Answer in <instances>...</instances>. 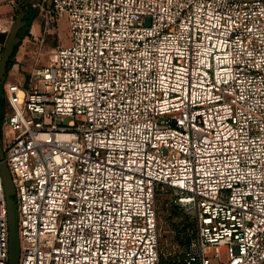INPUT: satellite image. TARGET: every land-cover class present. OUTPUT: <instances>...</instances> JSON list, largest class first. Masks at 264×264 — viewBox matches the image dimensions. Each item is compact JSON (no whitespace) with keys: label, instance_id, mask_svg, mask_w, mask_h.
I'll return each mask as SVG.
<instances>
[{"label":"built area","instance_id":"2783aa9c","mask_svg":"<svg viewBox=\"0 0 264 264\" xmlns=\"http://www.w3.org/2000/svg\"><path fill=\"white\" fill-rule=\"evenodd\" d=\"M39 6L71 42L1 86L19 264H264V0ZM161 193L193 217L182 252L161 250Z\"/></svg>","mask_w":264,"mask_h":264},{"label":"rangeland","instance_id":"374dc122","mask_svg":"<svg viewBox=\"0 0 264 264\" xmlns=\"http://www.w3.org/2000/svg\"><path fill=\"white\" fill-rule=\"evenodd\" d=\"M23 1L0 0V17L7 18L11 23L8 30L3 34L8 36L9 29L17 21L19 14L25 11L22 8ZM34 6H37L39 9L38 16L31 27V33L27 34L19 42V47L15 55V62L20 64L24 70H29L37 64L48 63L54 47L68 45L71 42L70 32L65 18H61L56 23L55 28L52 26L45 32L44 12L39 5ZM69 119L67 118V120ZM157 207L161 250L166 254L184 251L195 232L193 217L175 205L172 194L170 193H161L157 196ZM181 239H184L183 244L180 242ZM226 255V251L222 250L221 258L225 259Z\"/></svg>","mask_w":264,"mask_h":264},{"label":"water","instance_id":"95a60500","mask_svg":"<svg viewBox=\"0 0 264 264\" xmlns=\"http://www.w3.org/2000/svg\"><path fill=\"white\" fill-rule=\"evenodd\" d=\"M33 5H39L42 0H30ZM25 11L21 12L17 21L9 29V34L4 43V49L0 58V96L1 86L6 79L7 65L13 54L15 47L27 34L31 33V27L26 26L23 19ZM0 173L5 181V192L8 205V225H9V262L8 264H19L20 260V238L18 229V206L14 197L15 187L12 181L11 172L5 158V152L0 137Z\"/></svg>","mask_w":264,"mask_h":264},{"label":"trees","instance_id":"16d2710c","mask_svg":"<svg viewBox=\"0 0 264 264\" xmlns=\"http://www.w3.org/2000/svg\"><path fill=\"white\" fill-rule=\"evenodd\" d=\"M23 2H24V4L22 5V8L26 12L24 17H23V19L26 21V25L27 26L32 27L35 19L38 16L39 9H38L37 6L32 5L30 3V0H24ZM6 36H7L6 34H2L1 35L2 42H4L6 40ZM18 47H19V45H17L15 47V50H14L13 54L11 55V58H10V60L8 62V65H7V71L8 72L11 69L12 65L15 63V55L17 53ZM5 105H6V101L3 98V95H1L0 96V115H1V112L4 109ZM0 126H1V117H0ZM180 242H181V244H183L184 243V239H181Z\"/></svg>","mask_w":264,"mask_h":264},{"label":"flooded vegetation","instance_id":"af4514ba","mask_svg":"<svg viewBox=\"0 0 264 264\" xmlns=\"http://www.w3.org/2000/svg\"><path fill=\"white\" fill-rule=\"evenodd\" d=\"M27 26V25H26Z\"/></svg>","mask_w":264,"mask_h":264}]
</instances>
